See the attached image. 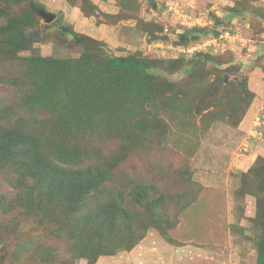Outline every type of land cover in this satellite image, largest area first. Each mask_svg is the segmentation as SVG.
I'll return each mask as SVG.
<instances>
[{"label": "rangeland", "instance_id": "374dc122", "mask_svg": "<svg viewBox=\"0 0 264 264\" xmlns=\"http://www.w3.org/2000/svg\"><path fill=\"white\" fill-rule=\"evenodd\" d=\"M31 2L38 18L28 33L34 31L36 39L17 53L20 59L135 52L158 60L152 70L159 72V79L181 84L174 99H168V91L141 106L151 112L147 119L160 127L138 134L142 145L124 156L114 169L117 178L105 183L115 188L122 176L145 177L148 184L154 178L147 191L153 187L159 197L158 191L169 189L165 201L172 205L162 206L163 220L168 216L162 226L135 230L136 237L127 238L128 248L100 246L93 259H74L63 236L46 230L52 223L38 224L42 208L30 204V198L15 196L0 176V193L11 205L0 208V264H255L256 245L264 242V210L258 212V198L247 193L259 187L245 174L258 156L264 158V0ZM232 8L241 14L228 20ZM42 11L52 14V20L45 21ZM212 16L223 20L217 30H227V38L191 39L187 46L180 42L178 36L194 25H211ZM196 18L206 23L193 24ZM203 52L208 56L200 60L203 71L198 74L196 69L190 79L192 68H187ZM16 62L2 61L1 73ZM188 82L202 89L193 98L191 92L182 98ZM0 95L12 102V87L0 83ZM127 111L122 113L128 117ZM76 134L97 146L101 141L105 155L120 144L110 127L96 132L84 128ZM105 158L113 165L115 159Z\"/></svg>", "mask_w": 264, "mask_h": 264}, {"label": "trees", "instance_id": "16d2710c", "mask_svg": "<svg viewBox=\"0 0 264 264\" xmlns=\"http://www.w3.org/2000/svg\"><path fill=\"white\" fill-rule=\"evenodd\" d=\"M31 1L0 0V65L9 59L19 62L7 73L0 69V83L12 87L14 93L12 102L0 95V176L15 190V196L30 198V204L42 208L38 224L52 223L46 230L63 236L64 247L74 259H93L100 246L102 250L115 244L128 248L127 238L136 237L135 230L160 227L168 219L163 220L161 209L172 205L165 201L170 191H158L159 197L153 187L148 192L154 178L150 185L144 182L145 177L138 180L129 176H122L115 188L105 187V183L117 178L114 169L124 156L142 145L138 134L151 131L148 127H160L147 119L151 112L141 106L168 91V99H174L175 88L181 84L159 79V72L152 70L158 60L135 52L102 57L95 51L84 52L80 58L36 55L20 59L17 53L29 49L36 39L34 31L28 33L38 18V8ZM240 14L232 8L227 19ZM212 19L211 25H194L180 34V42L187 46L191 39L197 42L217 36L223 20ZM198 55L187 68H192L190 79L196 69L202 73L204 63L200 60L208 59L204 52ZM190 84L182 91V98L190 92L193 98L202 89L197 87L199 83ZM125 110L128 117L122 113ZM104 127L112 128L120 142L108 155L103 153L101 141L97 146L76 134L84 128L96 132ZM105 156L115 159L113 165ZM245 177L258 185V190L247 193L256 195V208L263 211L264 158L258 156ZM6 201L0 193L3 211L6 204L11 206ZM256 252L255 264H264V242L256 245Z\"/></svg>", "mask_w": 264, "mask_h": 264}, {"label": "built area", "instance_id": "2783aa9c", "mask_svg": "<svg viewBox=\"0 0 264 264\" xmlns=\"http://www.w3.org/2000/svg\"><path fill=\"white\" fill-rule=\"evenodd\" d=\"M201 18V17H200ZM193 22V24H195L194 22H196L197 24H205L206 23V21H203L202 20V22H201V19L199 20L198 18H196L195 20H193L192 21ZM227 36H228V31L227 30H221L220 32H219V34L217 35V36H215L214 38H213V40L212 41H218V40H220L221 38H227ZM194 49H190V51H193Z\"/></svg>", "mask_w": 264, "mask_h": 264}, {"label": "water", "instance_id": "95a60500", "mask_svg": "<svg viewBox=\"0 0 264 264\" xmlns=\"http://www.w3.org/2000/svg\"><path fill=\"white\" fill-rule=\"evenodd\" d=\"M40 15L45 19V21H50V20H52V18H53V15L52 14H50V13H48V12H46V11H42V12H40ZM238 80H241V77H239V79Z\"/></svg>", "mask_w": 264, "mask_h": 264}, {"label": "crops", "instance_id": "0c3cea01", "mask_svg": "<svg viewBox=\"0 0 264 264\" xmlns=\"http://www.w3.org/2000/svg\"><path fill=\"white\" fill-rule=\"evenodd\" d=\"M250 155H252V154H250Z\"/></svg>", "mask_w": 264, "mask_h": 264}]
</instances>
